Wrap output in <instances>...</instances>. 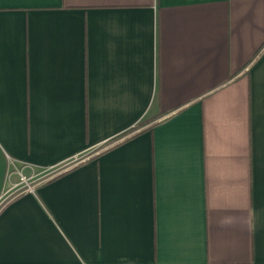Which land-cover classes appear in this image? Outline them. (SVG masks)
<instances>
[{"label": "crops", "instance_id": "1", "mask_svg": "<svg viewBox=\"0 0 264 264\" xmlns=\"http://www.w3.org/2000/svg\"><path fill=\"white\" fill-rule=\"evenodd\" d=\"M81 156L0 264H264V0H0V198Z\"/></svg>", "mask_w": 264, "mask_h": 264}, {"label": "built area", "instance_id": "2", "mask_svg": "<svg viewBox=\"0 0 264 264\" xmlns=\"http://www.w3.org/2000/svg\"><path fill=\"white\" fill-rule=\"evenodd\" d=\"M88 158H89L88 156L76 157L74 160L70 161L69 163L60 165L59 167L53 169L45 170L41 174H36L34 172L32 176L24 175V173H22V170L20 169V171H18L20 175L19 183L13 185L11 188L6 190L3 193L2 197L0 198V212L9 201L13 200L17 196L23 193H34L35 189L44 181H49L54 179L55 177L68 171L69 169L83 163ZM14 166L15 165H13V168ZM16 170L18 169L16 168Z\"/></svg>", "mask_w": 264, "mask_h": 264}]
</instances>
